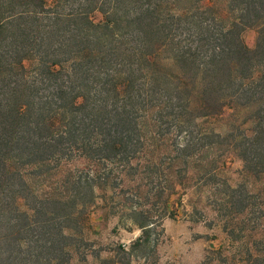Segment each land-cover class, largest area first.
<instances>
[{
	"label": "trees",
	"instance_id": "obj_1",
	"mask_svg": "<svg viewBox=\"0 0 264 264\" xmlns=\"http://www.w3.org/2000/svg\"><path fill=\"white\" fill-rule=\"evenodd\" d=\"M228 149L241 188L214 181ZM192 184L264 264V0H0V264H72L95 190L141 200L139 248Z\"/></svg>",
	"mask_w": 264,
	"mask_h": 264
},
{
	"label": "rangeland",
	"instance_id": "obj_2",
	"mask_svg": "<svg viewBox=\"0 0 264 264\" xmlns=\"http://www.w3.org/2000/svg\"><path fill=\"white\" fill-rule=\"evenodd\" d=\"M243 38L246 45L253 48L256 32L253 29L247 30ZM230 114L232 109H225L222 119L215 124L216 131H226L231 120ZM220 161L221 170L214 181L219 180L230 187L241 188L246 179L240 173L242 163L236 153L228 149ZM250 183L252 184L248 185V190L254 199L256 189L261 185L252 179ZM138 186L140 181L135 178L134 182L125 181L123 188L128 187L126 192L131 193L139 189ZM226 188L223 186L221 192ZM99 193L95 190L98 196L96 207L89 214L88 221L83 220L84 227L78 238L79 246L73 251L72 264H109L111 259H120L128 264H207L208 257L209 262L213 258L210 264H246V244L234 241L225 231V208H219L221 193L216 192L214 186L193 185L184 190L179 189L178 194L169 202L174 216L162 219L150 233L148 243L135 249L131 247L141 237V230L133 224L129 209L139 206L141 200H132V203L120 206L118 203L121 198L103 202ZM107 205L113 208L114 215L104 216V207ZM144 209L151 210V207L146 204ZM257 209L255 206L251 207L245 216L253 218ZM119 247L125 248L130 255L124 256ZM85 256L86 260L83 261Z\"/></svg>",
	"mask_w": 264,
	"mask_h": 264
}]
</instances>
